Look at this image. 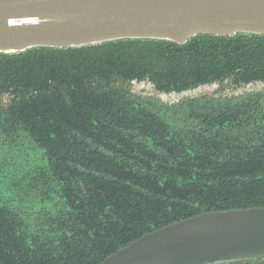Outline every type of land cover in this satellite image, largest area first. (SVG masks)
Masks as SVG:
<instances>
[{
	"label": "trees",
	"instance_id": "trees-1",
	"mask_svg": "<svg viewBox=\"0 0 264 264\" xmlns=\"http://www.w3.org/2000/svg\"><path fill=\"white\" fill-rule=\"evenodd\" d=\"M133 80L264 82V33L0 52V150H27L0 157V264H97L202 209L264 206L262 93L165 103Z\"/></svg>",
	"mask_w": 264,
	"mask_h": 264
},
{
	"label": "water",
	"instance_id": "water-1",
	"mask_svg": "<svg viewBox=\"0 0 264 264\" xmlns=\"http://www.w3.org/2000/svg\"><path fill=\"white\" fill-rule=\"evenodd\" d=\"M264 33V0H0V52L124 38L184 44L200 34ZM264 260V206L202 210L146 232L97 264Z\"/></svg>",
	"mask_w": 264,
	"mask_h": 264
},
{
	"label": "flooded vegetation",
	"instance_id": "flooded-vegetation-1",
	"mask_svg": "<svg viewBox=\"0 0 264 264\" xmlns=\"http://www.w3.org/2000/svg\"><path fill=\"white\" fill-rule=\"evenodd\" d=\"M141 82H148V83H150L149 81H144V80H142V81H138V80H133L132 82H131V86H130V89H131V92L132 93H134V94H136V95H140V96H143V95H141V94H139V93H135V92H133V90H132V84H135V83H141ZM152 86H153V84L152 83H150ZM212 84H218L219 86H221V88L222 89H224L223 88V86H230V88H232L233 90H235L234 92H232V93H219V92H217L216 94L215 93H213V94H202V95H199V96H189V98H194V97H202V96H216V97H218V96H228V97H232V96H240V95H244V94H247V93H250V92H260V93H262L263 94V98H264V82L263 81H253V82H249V83H246V84H240V85H235V84H233V83H231L230 81H228V80H226V81H224L223 83H219V82H213V83H207V84H203V85H200V86H198V87H196V88H194V89H190V90H195V89H197V88H199V87H202V86H204V85H212ZM255 85H258L259 87L257 88H255L254 86ZM154 87V86H153ZM154 89H155V87H154ZM221 89V90H222ZM239 89H242L241 91H238L237 92V90H239ZM156 90V89H155ZM157 91V90H156ZM186 91H189V90H186ZM157 92H159V91H157ZM182 92H185V91H182ZM160 93H165V92H160ZM169 93H173V92H169ZM177 93H181V92H177ZM184 98H188V97H184ZM184 98H182V99H184ZM160 99V98H159ZM182 99H179V100H177V101H173V102H170V101H163L162 99V101L163 102H165V103H176V102H178V101H180V100H182ZM6 100L8 101V98H7V96L6 97H4V102H6ZM24 146H22V147H20L19 149H17V148H6L5 150H0V157L2 158V161L6 164V165H10L11 167H12V165H15V163L17 162V163H20V165L22 164V163H24L25 161H26V159H27V157H26V154H27V150H25L24 148H23ZM32 148V147H31ZM16 151V152H15ZM30 155V154H29ZM36 155V158L38 159V160H40V158H41V155H39L38 153L37 154H35ZM19 166V165H18ZM5 167V166H4ZM3 180H7V179H3ZM202 210H205V209H202ZM213 210H216V209H213ZM207 211V210H206ZM202 212V211H201ZM200 212V213H201ZM138 238V237H137ZM137 238H135V239H137ZM134 240V239H133ZM132 241V240H131ZM130 241V242H131ZM125 246V245H124ZM121 247H123V246H121ZM119 249V248H118ZM117 249V250H118ZM109 255V254H108ZM107 255V256H108ZM106 257V256H105ZM104 257V258H105ZM103 258V259H104ZM103 259H101V260H103ZM100 260V261H101Z\"/></svg>",
	"mask_w": 264,
	"mask_h": 264
},
{
	"label": "rangeland",
	"instance_id": "rangeland-1",
	"mask_svg": "<svg viewBox=\"0 0 264 264\" xmlns=\"http://www.w3.org/2000/svg\"><path fill=\"white\" fill-rule=\"evenodd\" d=\"M132 90L135 93H139L143 96H151V97H156L160 98L163 101H177L179 99H182L184 97H189V96H199L202 94H213V93H232L235 90L230 88V86H223L224 89L221 88L218 84H212V85H204L202 87H199L195 90H189L181 93L173 92V93H160L157 92L154 87L148 83V82H141V83H135L132 84ZM255 88L259 87L258 85L254 86ZM222 89V90H221ZM242 89L237 90L241 91Z\"/></svg>",
	"mask_w": 264,
	"mask_h": 264
}]
</instances>
